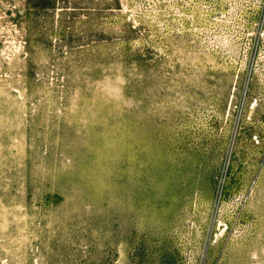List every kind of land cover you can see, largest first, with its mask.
I'll use <instances>...</instances> for the list:
<instances>
[{
  "label": "rangeland",
  "instance_id": "rangeland-1",
  "mask_svg": "<svg viewBox=\"0 0 264 264\" xmlns=\"http://www.w3.org/2000/svg\"><path fill=\"white\" fill-rule=\"evenodd\" d=\"M0 264H264V0H0Z\"/></svg>",
  "mask_w": 264,
  "mask_h": 264
}]
</instances>
